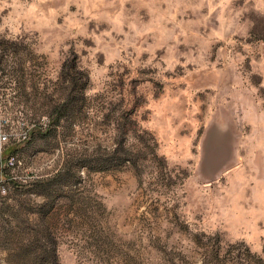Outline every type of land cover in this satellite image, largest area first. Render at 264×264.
Masks as SVG:
<instances>
[{
  "label": "rangeland",
  "instance_id": "rangeland-1",
  "mask_svg": "<svg viewBox=\"0 0 264 264\" xmlns=\"http://www.w3.org/2000/svg\"><path fill=\"white\" fill-rule=\"evenodd\" d=\"M261 42L264 0H0V264H264Z\"/></svg>",
  "mask_w": 264,
  "mask_h": 264
},
{
  "label": "built area",
  "instance_id": "built-area-1",
  "mask_svg": "<svg viewBox=\"0 0 264 264\" xmlns=\"http://www.w3.org/2000/svg\"><path fill=\"white\" fill-rule=\"evenodd\" d=\"M3 119L0 117V153L3 150L4 146L7 144V142L9 141L10 136L6 133H4L3 128L4 125H6L8 122L5 121V123L3 124ZM9 165H12V161L13 159L9 160Z\"/></svg>",
  "mask_w": 264,
  "mask_h": 264
},
{
  "label": "water",
  "instance_id": "water-1",
  "mask_svg": "<svg viewBox=\"0 0 264 264\" xmlns=\"http://www.w3.org/2000/svg\"><path fill=\"white\" fill-rule=\"evenodd\" d=\"M259 50H261V55L264 57V42L259 44Z\"/></svg>",
  "mask_w": 264,
  "mask_h": 264
},
{
  "label": "crops",
  "instance_id": "crops-1",
  "mask_svg": "<svg viewBox=\"0 0 264 264\" xmlns=\"http://www.w3.org/2000/svg\"><path fill=\"white\" fill-rule=\"evenodd\" d=\"M260 54H261V50H260ZM261 57L264 59V57L261 55ZM263 64H264V62H263Z\"/></svg>",
  "mask_w": 264,
  "mask_h": 264
}]
</instances>
